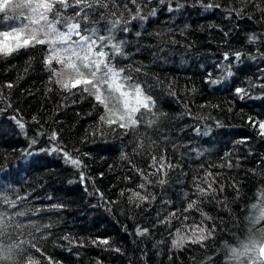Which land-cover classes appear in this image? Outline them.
Instances as JSON below:
<instances>
[{"label":"trees","instance_id":"16d2710c","mask_svg":"<svg viewBox=\"0 0 264 264\" xmlns=\"http://www.w3.org/2000/svg\"><path fill=\"white\" fill-rule=\"evenodd\" d=\"M144 2L142 14L155 8L156 15L133 20L128 32L115 33L126 55L113 63L143 85L156 102L155 111L164 115L153 127L141 123L135 136L120 135L123 129L113 133L107 126L105 135L98 134L103 107L86 93L65 100L68 94L49 84L46 46H38L45 51L21 50L0 58V264H28L30 257L35 264H49V258L53 264H233L228 247L246 238V218L264 191V137L248 122L249 117L264 120V16L244 0H204L221 5L208 11L195 0H180L185 7L173 12L159 0ZM129 8L134 14L130 0ZM234 8L243 9V16ZM92 20L107 35L99 12ZM249 36L257 40L250 43ZM225 52H241L242 57L225 62ZM221 62L231 63L233 76L222 78ZM210 79L221 82L213 85ZM9 82L12 89L5 87ZM238 87L249 95L240 99ZM14 116L25 123L23 132ZM53 129L86 168L75 169L62 154L47 151ZM41 131L45 134L38 135ZM141 142L145 149L136 148ZM152 155H163L177 167L167 177L149 176L147 183L137 170L155 172L149 167ZM81 170L91 177L83 184ZM207 172L219 174L216 187L223 185L224 191L201 197L196 208L185 212ZM161 178L164 185L157 183ZM141 183L145 189L138 187ZM132 191L149 199L129 202ZM173 211L179 218L158 224ZM201 212L211 220L205 221ZM137 225L148 228L149 235L136 236ZM195 226L215 231L203 246L185 243L174 249L176 230L190 234ZM97 238L110 244L94 246L91 241Z\"/></svg>","mask_w":264,"mask_h":264},{"label":"snow or ice","instance_id":"6c2138e0","mask_svg":"<svg viewBox=\"0 0 264 264\" xmlns=\"http://www.w3.org/2000/svg\"><path fill=\"white\" fill-rule=\"evenodd\" d=\"M130 3L136 6L134 14L129 8V0H0V25H3L0 28V58L7 59L21 50L45 51V47L38 46H46L43 64L45 70L50 73L49 84H54L61 92L67 93L68 95L64 97L65 100L68 97L77 94L83 96L86 93L94 98L97 105L103 107L104 112L99 116L96 125L98 134L105 135V131L102 129L107 126V129L113 133L118 129H123L124 131L119 133L120 135L131 132L135 136L141 123L153 127L164 114L155 111L156 102L151 95L146 93L143 85L127 69L117 67L113 63L115 57L126 55L123 50L124 41L117 40L115 33L117 31L128 32L127 25L133 20L146 21L149 16L156 15L155 8L142 14L147 7L144 0H130ZM159 3H167L169 12L179 11L185 7V4L180 3V0H176L175 8L172 6V0H159ZM195 3L205 11L221 7L218 2L205 3L204 0H195ZM244 3L252 4L264 16V3L261 0H244ZM231 11H234L237 16H243V9L234 8ZM231 11L229 15H231ZM97 12L100 14V20L106 21L107 35L100 34L101 29L97 27L99 21L92 20L93 14ZM248 18L251 19L250 16ZM248 39L250 43H254L257 37L249 36ZM230 56H234L235 61L238 62L242 53L225 52L223 61H229ZM30 64L31 62H29V66ZM53 64L58 67H53ZM217 67L224 72L223 79L234 75L231 63L221 62L217 64ZM134 71L139 73L141 69L136 68ZM208 82L215 85L221 81L210 79ZM261 86L264 87V85ZM5 87L12 89L14 85L9 82ZM52 91V87L47 89V93ZM235 93L240 99L249 95L246 89L239 87L235 89ZM170 94L176 95L175 90H171ZM3 100L4 96L0 93V101ZM73 102L75 103V101ZM62 106H66V104ZM8 107H11L10 103ZM145 116H150V118L145 121ZM13 119L23 132L25 129L23 120L17 119L16 116ZM32 120L40 123L36 116H33ZM248 122L253 128H257L261 137H264V120L256 121L249 117ZM217 126H221L219 122H217ZM44 134L42 131L38 132V135ZM48 138L51 143V147L47 149L49 153L62 154L65 162L75 169L86 168L78 156L74 157L72 152L62 145L57 130L53 129ZM35 143L36 140H32V144ZM152 146H155L154 141ZM136 148L145 149V145L141 142L136 145ZM121 159H126V157L122 155ZM231 166L229 163L228 167ZM149 167L154 168L155 172L144 175L139 169L137 170L147 183H151L149 176L161 174L163 177H167L169 171L177 166L163 155L160 157L152 155ZM218 175V173L207 172L201 182L196 184L197 199H193L187 204L185 212L196 208L201 202V197L214 195L217 191H224L223 185H220L219 188L216 187ZM88 179L91 177L81 170L80 182L86 183ZM166 182L164 178L157 181L160 185H164ZM138 187L145 189L146 184L141 183ZM98 194L102 199L104 198L103 193ZM124 194L121 191V196ZM0 199L3 197L0 196ZM128 199L129 202H145L149 197L142 195L139 191H132ZM106 203L108 202L106 201ZM110 203L116 202L111 201ZM12 206L15 207L16 204ZM136 207H140V203H136ZM251 209L246 218L248 221L246 238L239 240L236 246L228 247L226 245L230 253L229 260L233 264H264V191L258 197L257 203L252 204ZM2 213L3 211L0 210V218H2ZM179 215L178 211H173L164 219L158 220V224L170 225L172 219L179 218ZM201 215L205 221L211 220L207 214L201 212ZM184 219L187 220V217ZM149 231L148 228H141L137 225L135 235L144 237L149 235ZM214 231V227L210 230L207 226H195L190 229V234L182 235L181 229H177L171 245L174 249L182 248L185 243L203 246V241L211 237ZM64 239H68V237H64ZM72 242L75 243V241ZM91 243L94 246H107L110 241L107 238H97ZM32 247L36 251H40L36 244H33ZM115 251H120V249L117 248ZM28 264H35L31 257ZM49 264H53L50 258Z\"/></svg>","mask_w":264,"mask_h":264}]
</instances>
